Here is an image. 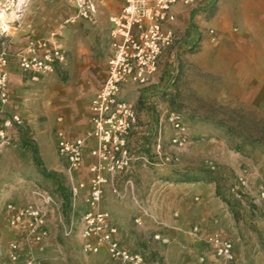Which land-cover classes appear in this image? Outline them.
Instances as JSON below:
<instances>
[{"label": "rangeland", "instance_id": "374dc122", "mask_svg": "<svg viewBox=\"0 0 264 264\" xmlns=\"http://www.w3.org/2000/svg\"><path fill=\"white\" fill-rule=\"evenodd\" d=\"M209 5H214L213 14L207 12ZM191 8L203 17V20L196 17L197 21L193 22L197 33L190 28L184 11L177 18L180 27H176V39L161 53L157 74L152 75V110L158 114L164 112L166 123L168 112H179L187 127L189 143L184 147L172 146V135L166 137L163 132L159 141H152V163L145 164L152 170V182L148 185L145 177L141 181V200L150 206L145 215L149 224H160L152 231L153 241L157 243L154 234L159 233L167 242L152 245L157 247V258L153 255L152 261L150 253L143 254L148 264H168L167 255L177 261L182 246L186 252L185 264H196L197 251L187 230L199 224L201 232L208 233L212 224L219 223L223 210H241L238 211V219L243 221L241 228H249L253 233L257 222L264 221V211H261L264 203L256 199L257 190L264 186V0H203ZM0 13L3 12L0 10ZM193 14L195 11H191L190 15ZM0 18L3 20L4 15ZM67 23L71 25L73 21ZM210 28L215 32L213 40L208 32ZM81 39L84 42L83 36ZM192 43H195L194 51L190 50ZM171 51L175 55L169 58ZM69 58L67 52L66 65L37 79L30 78L23 88L28 96L21 104L22 110L32 122H44L46 114H51L56 123L59 106L74 111L78 106L84 108L90 104L100 78L92 80L94 84H76L68 71ZM31 124L26 120L25 137L19 142L33 150L35 138ZM54 134L55 127L53 137ZM5 170L7 174L0 170L3 173L0 176V260L6 257L13 239L3 214L4 203L11 198L4 197V191L13 185L15 177H11L18 173V168L8 163ZM207 171L213 172L214 181L209 176L201 181ZM186 174L195 180L184 181L182 177ZM241 175L247 177L245 187L239 185ZM195 186L204 189L202 194L195 193ZM225 186L240 189L242 198L233 197ZM195 206L202 208L200 212ZM196 212L201 219H197ZM135 217L131 219L133 224H137ZM245 217L255 219L250 223L252 228L244 224ZM141 224H144L142 218ZM169 224L177 227L171 229ZM71 228L69 235L64 233L65 229L63 234L75 240L77 231ZM253 239L260 243L259 249L264 248L262 237ZM82 243L76 241L74 247L62 244L64 253L75 249L70 252L75 258L62 264H118L103 248V254L100 249L84 252ZM243 244L246 248L247 243ZM36 254L43 264H53L41 257L39 251Z\"/></svg>", "mask_w": 264, "mask_h": 264}, {"label": "crops", "instance_id": "0c3cea01", "mask_svg": "<svg viewBox=\"0 0 264 264\" xmlns=\"http://www.w3.org/2000/svg\"><path fill=\"white\" fill-rule=\"evenodd\" d=\"M92 2L95 5L93 20L78 16L71 0H24L23 3L18 0V4L12 10L2 13L1 16L4 15V19L0 18V26L5 29L4 32H0V50H6L11 59L8 67V102L1 107V117L6 118L17 114L23 123L21 126L8 128L12 140L9 146L4 147L0 156V170L4 174H7L5 169H7L8 163L18 168V173L11 177L12 179L15 177L12 180L14 181L13 185L4 191V197L11 198L3 206L6 228L13 235L9 244L16 241L24 247H33L34 249L38 247L39 244L27 238L24 222L15 227L7 224L6 204L14 203L18 207L27 204L44 206L36 192L45 190L52 195L54 203L45 205L48 236L41 244L42 250L36 248L35 252L39 251L41 257L47 258L53 264H62L67 259L75 258L74 254H70L75 249L71 248L67 253H64L62 244L67 243L74 247L76 241H81V243L84 241L80 235L81 218L87 209L85 198L89 193L91 178L89 167L93 161L88 150L95 144L94 140L87 142V151L84 154L82 165L75 171H69L65 160L58 154L53 128L55 127V130L56 128L62 129L69 138L85 135L91 128L89 105L87 104L84 108L78 106L74 111L70 107L59 106L60 115L55 117L56 123L50 117L51 114H46L47 120L44 122H32L27 118L21 106L24 100H27L28 93L23 92V88H26L30 77L22 71L14 55L24 48L30 39L47 38L51 33L57 34V38L70 55L67 67L75 83L82 85L100 78L98 86L93 91L95 92L105 76L106 61L110 55L111 18L119 12L121 1L92 0ZM18 5L20 7L17 8ZM174 10L176 12L174 29L180 27L177 18L183 16V12L186 11L190 28L196 34L193 22L197 21L196 17L203 20L201 13L191 7H185L181 3H177ZM191 11H195L193 16L190 15ZM70 18L74 19L71 25L67 23ZM2 22H4L3 25ZM82 36L84 42L81 39ZM174 51L170 52L169 58L175 55ZM156 74L155 72L153 75ZM152 78L154 79V76ZM152 78L150 84L144 87L127 82L123 85L120 93L122 97L129 98L133 102L136 113V121L127 137V145L135 156L143 155L149 159H152V141H159L161 132L165 136H171L174 133L166 123L164 112L158 114L152 110ZM58 119L60 120L58 121ZM26 120L28 123H32L35 154L26 144L19 142L21 137H25ZM2 172L0 176L3 175ZM144 177L147 178L146 182L150 185L152 170L145 167L142 159L138 158L132 162L128 170L118 173L111 178L109 184L105 185L99 208L110 213L111 221L117 228L116 237L121 243L128 249L139 251L145 256L150 253L149 259L152 261V256L156 257L155 251H157L155 250L157 247H152V245L161 243L159 240L157 243L153 241L152 231L159 228L160 224H149L148 217L145 216L150 206L141 200V181H145ZM112 185L118 187L120 196L112 193ZM195 187V193L202 194L204 189L202 190L200 186ZM73 188H76L75 194L72 193ZM196 208L202 209L200 206H195ZM232 210L221 211L218 218L219 223L212 224L208 233L218 231L233 241L235 264H264V248L259 249L260 243L253 239L255 236L264 239V221L257 222L256 226L253 225L254 233L250 232L249 228H241L243 221L238 219V211L241 210L237 208L233 210L234 212ZM257 210L260 211V208ZM261 211H264V207L261 208ZM199 212H196L197 219H201ZM137 214L140 216V224H133L131 219ZM141 218L144 224H141ZM244 219L246 220L244 224L252 228L250 223L255 222V219L251 220L248 217ZM67 226L74 227L77 231L75 240H70L63 234V229L69 228ZM168 227L172 229L177 226L169 224ZM187 233H189L190 241L194 243L195 251H197L196 264H200L198 262L199 255L206 257V264H220L205 243V236L208 233L203 234L200 229V233L195 235L190 228ZM243 243H247L246 248L243 247ZM252 244L254 247L251 246ZM144 245L147 248H144ZM180 249L181 254L176 258L177 261H173L171 255H167L168 264H185V247L182 246ZM99 251L103 254L106 250L103 248L104 252L102 249ZM168 252L169 249L166 253ZM146 259L148 258L146 257ZM116 262L121 264L119 261Z\"/></svg>", "mask_w": 264, "mask_h": 264}, {"label": "built area", "instance_id": "2783aa9c", "mask_svg": "<svg viewBox=\"0 0 264 264\" xmlns=\"http://www.w3.org/2000/svg\"><path fill=\"white\" fill-rule=\"evenodd\" d=\"M121 7L111 18L110 55L106 61V72L99 87L92 95L89 104L91 128L85 135L69 138L62 129L56 128L54 142L58 154L67 164L69 171H75L82 165L87 151V142L94 140L95 144L88 153L93 158L89 170L91 178L89 193L85 198L87 209L82 215L80 235L84 239L82 249L86 253L105 248L109 256L121 264H148L144 255L125 247L116 237L117 228L111 221L108 211L99 208L105 185L118 173L128 170L132 162L138 158L146 164L152 160L143 155L135 156L127 145V137L136 121L133 102L121 96V89L127 82L139 86L149 85L152 75L156 72L161 53L172 46L176 36L173 23L176 20L174 6L181 3L185 7H197L203 0H120ZM77 15L93 20L95 5L92 0H71ZM18 0H3L0 2L2 12L12 10ZM20 5L17 6V8ZM70 18L67 22H72ZM5 29L0 26V32ZM214 39V30L208 29ZM57 34L51 33L47 38L30 39L14 56L22 69L32 79L46 73L54 72L67 63V52ZM10 55L6 50H0V156L4 147L11 143L12 137L8 128L21 126L22 119L14 114L11 117H1V107L8 102V76ZM60 119H58L59 121ZM167 121L173 129L170 143L175 147H184L189 143L187 127L182 115L176 111L167 113ZM82 185V184H80ZM239 185H247L246 175L239 177ZM111 191L120 196V190L112 185ZM229 192L236 199H241L243 192L230 187ZM76 193V188L72 189ZM44 206L27 204L18 207L7 203V222L15 227L24 222L26 236L34 243H42L48 236L46 225L47 211L45 205L54 203L52 195L41 190L36 192ZM258 202L264 203V186L256 193ZM140 224V218H134ZM72 228H65L69 235ZM192 233L198 235L200 226L194 225ZM154 238L167 242V238L159 233ZM205 243L220 264H235L233 241L218 231L205 236ZM200 264H206V257L199 255ZM0 264H43L33 247L25 248L20 243L12 241L9 244L5 258Z\"/></svg>", "mask_w": 264, "mask_h": 264}, {"label": "trees", "instance_id": "16d2710c", "mask_svg": "<svg viewBox=\"0 0 264 264\" xmlns=\"http://www.w3.org/2000/svg\"><path fill=\"white\" fill-rule=\"evenodd\" d=\"M213 7H214V5H209V8L207 9V12L210 11V13L213 14ZM200 8H201V7H200ZM204 10H206V9H204ZM190 50H191V51H194V50H195V43H192V47L190 48ZM33 152H34V154L36 153V150H35L34 147H33ZM207 172H208V173L205 174V175L203 176V179H201V181L206 180L207 176L210 177V180L214 181V180H215V177H214L213 172H211V171H207ZM208 174H209V175H208ZM182 179H183L184 181L195 180L194 178H192L191 176H189V175H187V174L184 175V176L182 177ZM207 179H208V178H207ZM199 180H200V179H199ZM225 189L227 190V189H229V188L225 186Z\"/></svg>", "mask_w": 264, "mask_h": 264}, {"label": "clouds", "instance_id": "9594fccd", "mask_svg": "<svg viewBox=\"0 0 264 264\" xmlns=\"http://www.w3.org/2000/svg\"><path fill=\"white\" fill-rule=\"evenodd\" d=\"M20 2H21V3H23V2H24V0H20ZM0 15H2V13H0Z\"/></svg>", "mask_w": 264, "mask_h": 264}]
</instances>
